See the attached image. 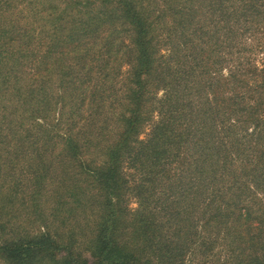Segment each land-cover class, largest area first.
Segmentation results:
<instances>
[{
	"label": "trees",
	"instance_id": "16d2710c",
	"mask_svg": "<svg viewBox=\"0 0 264 264\" xmlns=\"http://www.w3.org/2000/svg\"><path fill=\"white\" fill-rule=\"evenodd\" d=\"M255 33L264 0H0V264H264Z\"/></svg>",
	"mask_w": 264,
	"mask_h": 264
},
{
	"label": "rangeland",
	"instance_id": "374dc122",
	"mask_svg": "<svg viewBox=\"0 0 264 264\" xmlns=\"http://www.w3.org/2000/svg\"><path fill=\"white\" fill-rule=\"evenodd\" d=\"M262 31V30H260ZM258 32V31H255ZM132 32L130 30L125 31L124 33V37L126 38V42L130 43L128 40L131 38ZM251 37H253L254 39H256V41L258 42V44L264 43V38L261 37L258 33H255L254 35H249ZM247 43H251L250 38L247 36ZM133 45H130V47H132ZM260 46V45H257ZM163 52V51H162ZM252 56L255 59L256 62L259 63L260 59L262 58V56H264V53L261 51V49H259L258 47L254 48L252 51ZM232 64V63H230ZM131 74V66L128 63H124L120 69V75H119V82L117 83V88L118 89H123L126 88L128 86V77ZM122 93H119V96L121 97ZM160 94V93H159ZM114 111H118L120 109L119 105H116L114 107ZM53 118V121H51ZM61 122L60 120V111L59 108H57L55 111H53L50 122L47 121V123L51 126L50 128H52L51 122L53 124H59V122ZM149 125H143L142 128L139 130L138 135V139L139 140H144L145 138H147L148 133L150 131ZM56 130V128H55ZM86 157L83 156V158H85L86 160H88L90 158L89 153H86ZM123 171L125 173V176L128 178V185H127V192L125 195V201L127 202V207L130 211L134 210L137 207V202L136 199L134 198V186L135 184L138 182V179L140 178V175L138 174L139 172L134 168L131 167L127 162L124 163V168ZM137 172V173H136ZM7 228V227H6ZM8 229V228H7ZM25 233H27V235H25ZM35 233V229L33 227V225L27 224V223H23L19 229L17 234H15V236H17L19 234L22 236H28V235H32ZM13 235L10 232H7V230L5 229L4 232L1 233V238H0V244L4 241V240H8V238H13ZM18 236V237H19ZM63 239L65 240L66 238H68L67 236L63 235ZM73 240L74 243L71 246L72 251L76 254H80L81 256H83L84 258L87 259V261H89L90 263L92 262L91 260L93 259L91 257V252L89 251V248L87 247L89 244V235H73ZM201 260H195V262L193 261H188L186 264H199ZM212 261V260H211Z\"/></svg>",
	"mask_w": 264,
	"mask_h": 264
}]
</instances>
